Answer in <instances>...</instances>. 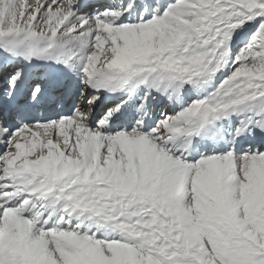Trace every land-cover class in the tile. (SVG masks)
Masks as SVG:
<instances>
[{"label": "snow or ice", "instance_id": "1", "mask_svg": "<svg viewBox=\"0 0 264 264\" xmlns=\"http://www.w3.org/2000/svg\"><path fill=\"white\" fill-rule=\"evenodd\" d=\"M0 264H264V0H0Z\"/></svg>", "mask_w": 264, "mask_h": 264}]
</instances>
